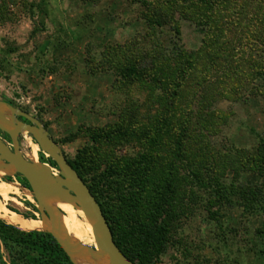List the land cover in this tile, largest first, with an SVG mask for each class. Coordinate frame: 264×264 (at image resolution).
Segmentation results:
<instances>
[{"label": "rangeland", "instance_id": "obj_1", "mask_svg": "<svg viewBox=\"0 0 264 264\" xmlns=\"http://www.w3.org/2000/svg\"><path fill=\"white\" fill-rule=\"evenodd\" d=\"M131 66L154 80L124 76ZM0 100L38 118L68 161L86 152L112 226L137 162L169 175L161 200L139 204L167 212L156 264H264V0H0ZM24 134L35 143L22 132L21 148ZM49 158L37 145L58 174ZM1 181L17 187L7 210L42 219L15 174Z\"/></svg>", "mask_w": 264, "mask_h": 264}, {"label": "trees", "instance_id": "obj_2", "mask_svg": "<svg viewBox=\"0 0 264 264\" xmlns=\"http://www.w3.org/2000/svg\"><path fill=\"white\" fill-rule=\"evenodd\" d=\"M154 22L153 19L148 20V23L154 24ZM137 69L138 70L132 66L127 67L124 69L123 75L127 77L136 76V78L142 75L144 78L154 80V77L146 76V73H143L146 68L142 69L138 67ZM125 131L126 130L123 128H117L115 134L121 135L123 133L125 135ZM153 131L155 132L153 133V137L147 138L149 139L150 145L159 146L164 132H162V129L159 126L157 127V125L154 126L152 132ZM110 133H112V131L102 133L96 132V137L93 136V139L101 138V134L109 136ZM85 153V151L80 152V156L78 154V157L74 161L68 162L87 184L109 223L105 208L101 203L102 196L99 192V182L92 184L87 180V175L89 174L88 170L90 168L87 166L88 159L86 155H84ZM260 160L264 162V154ZM49 161L54 167H58L51 158H49ZM150 167V161L137 162V165L133 168L135 172L134 176L121 183L124 184L126 182L125 186L127 188H124L119 194L115 192L112 198L114 202L118 203L117 207H115V210L113 209L112 212L116 217L113 222L114 226L109 224L114 241L122 252L136 264H156L159 261L160 256L165 250L168 231L164 219L167 213L164 208L165 205L162 206L156 202L162 199L164 193L166 194L165 191L168 187L166 181L169 175L165 172V178L162 172L158 176L154 175L150 177ZM15 175L16 179L31 191L27 180L20 174ZM137 179L140 180V182H137ZM143 195H145L149 203L157 199L156 202L152 204L153 208L149 212H147L146 209L143 211L139 209V204L143 200ZM23 217L27 218V216L24 215ZM260 251L264 253V246ZM0 264L74 263L48 231L25 232L0 218Z\"/></svg>", "mask_w": 264, "mask_h": 264}, {"label": "water", "instance_id": "obj_3", "mask_svg": "<svg viewBox=\"0 0 264 264\" xmlns=\"http://www.w3.org/2000/svg\"><path fill=\"white\" fill-rule=\"evenodd\" d=\"M9 110V115L0 113V132L7 134L14 142L12 149L0 136V171L9 174H20L30 186L37 199L42 219L53 220V214L43 204L44 198L62 200L82 210L92 226L95 246L89 247L90 254L105 253L110 264H136L130 260L114 241L113 233L95 196L76 170L69 164L64 152L49 134L41 121L29 113L13 105L1 101ZM19 117L25 119L20 120ZM27 132L39 148L45 152L58 166L59 173L42 162H33L24 158L18 144V136ZM46 232V231H44ZM72 259L70 250L59 237L49 232ZM77 254V248L71 249Z\"/></svg>", "mask_w": 264, "mask_h": 264}, {"label": "bare ground", "instance_id": "obj_4", "mask_svg": "<svg viewBox=\"0 0 264 264\" xmlns=\"http://www.w3.org/2000/svg\"><path fill=\"white\" fill-rule=\"evenodd\" d=\"M0 113L8 116L9 110L5 105L0 104ZM23 136L24 146L22 148L19 146L21 154L27 160L37 162V145L28 137L27 134H24ZM28 148H30V150H28ZM15 185L16 184L14 183L3 181L0 183V218L6 220L9 224L18 227L20 230L25 232H52L54 235L64 241V244L70 250L75 264H110L105 253L90 254L89 249H86L85 246L94 248L95 241L92 233L91 223L82 210L77 209L62 200L49 198H44L42 200V204L47 209L52 211L53 220L25 218L17 213L7 210L5 205L2 203V200L12 201L17 205L20 204L15 196H11L17 195V187H15ZM72 248H77V254H72Z\"/></svg>", "mask_w": 264, "mask_h": 264}, {"label": "flooded vegetation", "instance_id": "obj_5", "mask_svg": "<svg viewBox=\"0 0 264 264\" xmlns=\"http://www.w3.org/2000/svg\"><path fill=\"white\" fill-rule=\"evenodd\" d=\"M21 118H22V117H21ZM21 118L19 117V119H20V120H23V121H25V119H23V118L21 119ZM9 138H10V137H9ZM10 148L12 149V146H11Z\"/></svg>", "mask_w": 264, "mask_h": 264}]
</instances>
